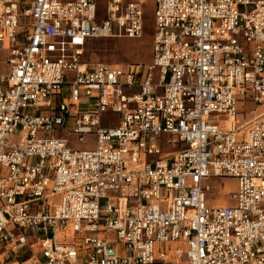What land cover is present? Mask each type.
I'll return each instance as SVG.
<instances>
[{"label":"built area","instance_id":"built-area-1","mask_svg":"<svg viewBox=\"0 0 264 264\" xmlns=\"http://www.w3.org/2000/svg\"><path fill=\"white\" fill-rule=\"evenodd\" d=\"M145 4L0 0V264H264V0H154L147 63L85 61Z\"/></svg>","mask_w":264,"mask_h":264},{"label":"rangeland","instance_id":"rangeland-1","mask_svg":"<svg viewBox=\"0 0 264 264\" xmlns=\"http://www.w3.org/2000/svg\"><path fill=\"white\" fill-rule=\"evenodd\" d=\"M153 4L154 0H146V4L143 8L145 28L140 38H92L88 41L85 48V61L90 63H147L151 57ZM6 54V51H0V74H4L8 70ZM63 95H69V91L66 87L63 90ZM247 103L243 104L241 101L237 102V125H241L253 118L255 116L254 113L256 114L264 111V107L254 108L252 103ZM74 111L75 107H72L71 113ZM259 120H264V116L259 118ZM66 130L67 127L58 131L61 135L65 136ZM20 136H22V130L21 127L18 126L12 141L14 143H19ZM68 140L69 146L73 148L92 149L94 147L93 134L87 135L86 143L84 144L78 143L74 135H70ZM162 149L163 151L171 150L173 149V145L162 146ZM205 184L209 187L206 191V196L210 205L223 206L232 203L230 195L237 190V181L234 178L226 176L211 177L206 180ZM59 199L60 195L55 194L49 197V202L55 204ZM68 239H70V237H68ZM0 250H2L1 244Z\"/></svg>","mask_w":264,"mask_h":264},{"label":"bare ground","instance_id":"bare-ground-1","mask_svg":"<svg viewBox=\"0 0 264 264\" xmlns=\"http://www.w3.org/2000/svg\"><path fill=\"white\" fill-rule=\"evenodd\" d=\"M254 119H259V118H261V117H263L264 116V111L263 112H260V113H254Z\"/></svg>","mask_w":264,"mask_h":264},{"label":"crops","instance_id":"crops-1","mask_svg":"<svg viewBox=\"0 0 264 264\" xmlns=\"http://www.w3.org/2000/svg\"><path fill=\"white\" fill-rule=\"evenodd\" d=\"M21 257H22V258H25V257H27V254H22Z\"/></svg>","mask_w":264,"mask_h":264}]
</instances>
